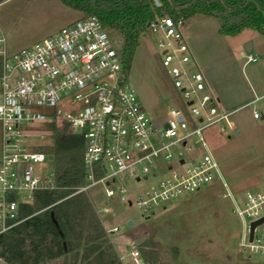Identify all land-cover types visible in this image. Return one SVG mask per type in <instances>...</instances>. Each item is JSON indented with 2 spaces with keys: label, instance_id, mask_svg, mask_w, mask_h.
Instances as JSON below:
<instances>
[{
  "label": "built area",
  "instance_id": "built-area-1",
  "mask_svg": "<svg viewBox=\"0 0 264 264\" xmlns=\"http://www.w3.org/2000/svg\"><path fill=\"white\" fill-rule=\"evenodd\" d=\"M185 23L181 15L161 14L145 24L157 35L160 66L178 91L161 129L128 84L118 47L95 14L14 50L6 48L0 32V232L26 217L19 215V204L30 202L35 190L55 186L52 166L41 168L50 157L40 148L55 120L65 122L82 142L84 182L71 193L99 183L105 197L115 194L148 214L179 193L214 182L238 218L239 248L264 256V220L254 224L249 237L250 222L264 216V186L234 194L211 153L204 129L220 120L232 128L227 117L236 108L218 105L186 41ZM244 56V61L255 59L249 52ZM263 96L256 94L240 106ZM261 115L252 107V117ZM192 145L201 154L188 156ZM148 175L160 178L130 197L121 178L138 181ZM100 210L107 216L109 207ZM117 230L116 224L104 225L107 235ZM128 254L136 262L137 249Z\"/></svg>",
  "mask_w": 264,
  "mask_h": 264
},
{
  "label": "rangeland",
  "instance_id": "rangeland-1",
  "mask_svg": "<svg viewBox=\"0 0 264 264\" xmlns=\"http://www.w3.org/2000/svg\"><path fill=\"white\" fill-rule=\"evenodd\" d=\"M81 15L59 0H2L0 32L7 49L14 50ZM217 27L213 16L195 14L187 19L183 31L206 82L218 98V105L224 110L236 108L227 117L233 123L232 128L220 120L206 127L204 134L229 187L239 195L245 188L264 186V96L240 106L264 92V36L248 28L224 35ZM156 36L147 29L138 36L127 81L161 129L167 108L178 100V91L171 87L160 66ZM247 40L252 42L249 51L243 48ZM247 52L255 59L244 61ZM252 107L261 111L262 117H252ZM186 152L188 156H197L202 150L192 145ZM41 168L49 170L51 163L45 161ZM159 178L148 175L138 181L131 176L121 179L133 198ZM83 191L104 225H118V230L108 236L123 264H151L149 249L145 248L146 259L142 260L138 248L146 238L153 244L158 263L264 264V256L248 254L237 245L238 218L231 202L219 196L220 187L214 182L179 193L148 214H141L135 205L120 201L115 194L105 197L99 183ZM102 205L109 207L107 216L100 210ZM129 249H137L136 262L129 258ZM78 252L79 249L75 256ZM72 261L68 256V264H73ZM0 264H5L1 258Z\"/></svg>",
  "mask_w": 264,
  "mask_h": 264
},
{
  "label": "trees",
  "instance_id": "trees-1",
  "mask_svg": "<svg viewBox=\"0 0 264 264\" xmlns=\"http://www.w3.org/2000/svg\"><path fill=\"white\" fill-rule=\"evenodd\" d=\"M59 1L81 16L98 17L117 45L126 73L146 21L157 15H181L186 21L195 14L208 15L216 19L221 34L248 28L264 35V0ZM50 126L52 133L40 148L50 157L55 186L35 190L30 202L19 204V215L26 217L0 232V258L5 264H68V256L73 264H122L86 193H71L84 182L81 138L63 121ZM152 245L150 238L140 243L142 260L148 248L151 264H166L157 262Z\"/></svg>",
  "mask_w": 264,
  "mask_h": 264
},
{
  "label": "water",
  "instance_id": "water-1",
  "mask_svg": "<svg viewBox=\"0 0 264 264\" xmlns=\"http://www.w3.org/2000/svg\"><path fill=\"white\" fill-rule=\"evenodd\" d=\"M0 1H2V0H0ZM243 48H244L245 51H249L251 49V42L249 40L245 41L244 44H243ZM261 117H262V115H261ZM261 220H264V216H261L260 218H258L256 220H253V221L250 222L249 237L251 235V230H252V227L254 226V224H256L257 222H259ZM128 222H130V221L127 220V223Z\"/></svg>",
  "mask_w": 264,
  "mask_h": 264
},
{
  "label": "crops",
  "instance_id": "crops-1",
  "mask_svg": "<svg viewBox=\"0 0 264 264\" xmlns=\"http://www.w3.org/2000/svg\"><path fill=\"white\" fill-rule=\"evenodd\" d=\"M261 35H262V34H261ZM263 36H264V35H263ZM251 47H252V42H251ZM6 48H7V47H6ZM199 66H200V65H199ZM207 84H208V83H207ZM208 86H209V85H208ZM209 87H210V86H209ZM210 88H211V87H210ZM262 93H263V92H262ZM246 101H247V100H246ZM246 101H245V102H246Z\"/></svg>",
  "mask_w": 264,
  "mask_h": 264
}]
</instances>
